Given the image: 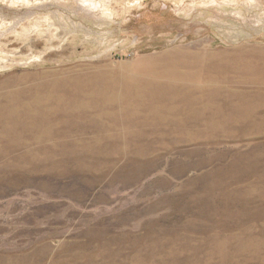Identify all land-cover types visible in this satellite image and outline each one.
Segmentation results:
<instances>
[{"label": "rangeland", "instance_id": "rangeland-1", "mask_svg": "<svg viewBox=\"0 0 264 264\" xmlns=\"http://www.w3.org/2000/svg\"><path fill=\"white\" fill-rule=\"evenodd\" d=\"M0 264H264V0H0Z\"/></svg>", "mask_w": 264, "mask_h": 264}, {"label": "bare ground", "instance_id": "bare-ground-1", "mask_svg": "<svg viewBox=\"0 0 264 264\" xmlns=\"http://www.w3.org/2000/svg\"><path fill=\"white\" fill-rule=\"evenodd\" d=\"M95 3V2H94Z\"/></svg>", "mask_w": 264, "mask_h": 264}]
</instances>
